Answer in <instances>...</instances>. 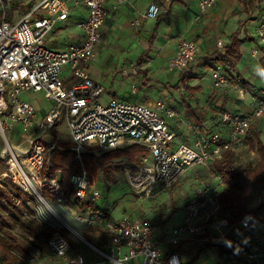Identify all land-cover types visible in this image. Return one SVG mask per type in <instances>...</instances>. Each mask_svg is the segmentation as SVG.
<instances>
[{
  "label": "built area",
  "instance_id": "built-area-1",
  "mask_svg": "<svg viewBox=\"0 0 264 264\" xmlns=\"http://www.w3.org/2000/svg\"><path fill=\"white\" fill-rule=\"evenodd\" d=\"M17 1L0 0V158L3 160L0 188L8 192L10 184L22 191L21 196L8 192V202L22 209L24 214L30 209L27 221L39 230L43 226L52 230L43 246L38 245L37 239L24 238L11 230L25 245L22 252H12L18 260L24 264H186L181 258V245L191 243L193 248L208 245L217 250V244H230L229 251L219 254L222 261L226 258L232 264H264V225L251 223L249 216H245L230 232L231 226L226 228L224 220L218 219L217 193L225 184L213 170V163H218L223 153L237 154L245 146L249 127L264 115V97L246 113L220 110L218 121L226 137L220 128L196 135L191 126L179 125L178 132L191 133L193 141L191 146L180 144L174 148L176 134L166 121V118L178 119L173 108L161 100L152 106L120 99L102 103L99 97L104 92L103 87L88 77L86 67L94 58L101 39L106 0H82L88 15L77 24L82 31L81 38L62 50L47 47L45 40L56 23L66 19L68 0H36L25 14L12 22L5 18V10ZM216 1L195 0L199 15ZM162 12L158 4L152 2L140 17L156 19ZM254 37L257 46L251 48L248 59L258 64V50L264 49V10L257 18ZM196 52L194 41L184 34H176V49L168 61V70L186 73ZM65 68L74 79L69 87L64 86L61 78ZM208 70L215 87L229 84L231 78L221 66H210ZM131 72L136 73L135 66ZM24 91L41 92L52 104L36 128L33 106L20 99ZM239 95L243 97L242 93ZM60 121L66 126V135L72 143L70 149L79 161L87 145L103 151L131 145L142 149L135 161L123 166L121 173L134 194L149 195L156 187L167 190L187 170L201 167H211L209 177L217 178L218 182L211 185L197 174L194 193L183 205L180 220L173 218V212H163L155 219L126 216L111 219L88 206L98 198L99 191L84 168L69 179L73 190L70 201H65L59 179L42 174L44 160L55 146L32 135L38 130L50 131ZM15 125L31 130L21 142L26 148L11 144L8 138ZM4 203L7 205L6 201ZM64 229L101 259L88 260L74 249L62 234ZM88 229L93 230L98 244L84 238ZM193 261L195 264H222V261H199L193 257L187 260Z\"/></svg>",
  "mask_w": 264,
  "mask_h": 264
},
{
  "label": "crops",
  "instance_id": "crops-1",
  "mask_svg": "<svg viewBox=\"0 0 264 264\" xmlns=\"http://www.w3.org/2000/svg\"><path fill=\"white\" fill-rule=\"evenodd\" d=\"M152 2L158 4L163 12L156 19L141 18L140 14ZM260 4L262 8L259 10L262 11L264 0H217L210 9L199 15L195 0H129L120 3L116 0H106L104 4L106 18L101 28V39L95 49L94 58L101 57L102 69L113 73L110 90L107 91L100 82L88 75L93 83L104 89L106 95L102 97L104 92L102 93L99 97L100 102L108 103L112 99H120L152 106L156 101H163L167 107L173 108L178 113V119L166 118L170 130L176 134L173 142L174 148L184 144V142L177 143L180 139L191 138L190 140L193 141L191 133L186 131L180 134L178 132L179 125H189L196 135H204L220 128L218 123L220 110L234 113H246L253 110L261 93L264 95V86H258L255 83L256 80L264 83V49L259 48L258 50V64L247 59L251 48L257 46L252 34L254 35V28L260 14V11L254 8ZM66 5L68 9L66 19L57 22L46 36L45 44L53 50H62L68 44L77 42L82 35L77 24L84 21L88 15L82 0H68ZM135 19L138 21L134 23ZM245 19H250L245 23L246 25H244ZM178 33L184 34L187 39L196 43L197 52L190 68L193 69L192 74L199 73L200 77H191L192 74L187 75L168 70V61L175 53L176 34ZM233 42L238 48L239 56L235 61V69L231 70L221 66L231 78L229 84L222 89L223 92L211 90L210 93H206L207 88L203 87V81L206 80L203 69L217 65L218 63L213 60L214 55L225 54ZM157 64L160 67H157ZM165 65L169 75L166 79L159 75L157 82L160 85H152L151 76ZM133 66L136 68V73L131 72ZM88 68L89 63L86 67L87 74ZM61 78L66 87L74 82L67 68L62 71ZM233 83L235 88H239L238 94L242 93V98L237 97V90L234 91V87H231ZM240 85L249 89L246 91V99H244L245 89H241ZM164 88L180 93V97L176 96V98L181 99V103L177 104L176 98L165 95ZM198 95L201 96L200 102L197 100ZM48 103L50 106L47 110H42L39 117L30 103L36 113L35 124L38 121L40 123L51 108V102L48 101ZM251 126L256 132L261 133V141L264 144V115L256 118ZM219 130L226 137L224 128ZM47 134L50 138L44 140ZM43 136L39 138L48 143L54 140L51 131L43 132ZM192 141L185 145L191 146ZM247 154L255 155V163L257 162L259 156L250 147L245 137V146L234 155L237 159ZM257 224L264 225V223ZM181 247V258L186 261V264H195L196 261L187 262L188 258L199 259L201 253H206L208 261L219 263L222 261L219 255L221 253L215 247L193 248L191 243L181 245ZM199 249L200 253L197 255ZM221 263L232 264L226 258Z\"/></svg>",
  "mask_w": 264,
  "mask_h": 264
},
{
  "label": "rangeland",
  "instance_id": "rangeland-1",
  "mask_svg": "<svg viewBox=\"0 0 264 264\" xmlns=\"http://www.w3.org/2000/svg\"><path fill=\"white\" fill-rule=\"evenodd\" d=\"M19 3V7H17L14 10H11V8H7L5 10V18L10 21H15L19 17H21L23 14H25L30 8L28 5L32 6L33 3L36 2V0H19L17 1ZM19 8V9H18ZM262 8V4L254 8L255 10H259ZM254 10V11H255ZM257 10V11H258ZM111 12V10L109 9ZM260 11V10H259ZM253 12V11H252ZM1 13V10H0ZM252 15V14H250ZM250 19H245L244 25L247 21ZM250 28V27H249ZM248 28V29H249ZM246 29V30H248ZM250 34V33H249ZM252 36H254L252 34ZM249 55V54H248ZM247 55V59H248ZM101 57H95L92 61L89 62V68H88V75L90 78L97 80L98 82L103 85V87L109 91L111 88V79H112V72L109 71H104L102 69V60L100 59ZM246 60V58H245ZM249 60V59H248ZM157 67H160L159 64L156 65ZM163 68L158 70L155 74H153L152 77V85L159 86L157 81H159L158 76H162V78L166 79V77L169 75L166 65L162 66ZM193 69L189 68L186 70V74L190 75L192 74ZM204 77L206 80L203 81V87L207 88L206 93H210L211 90L217 91L220 90L221 92L224 87H215L211 80H210V72L209 70L203 69ZM192 76H201L199 73L198 74H192ZM189 76V77H190ZM188 77V79H189ZM157 78V80H156ZM207 78H209L207 80ZM163 81V80H162ZM246 82V81H245ZM258 86H264V83L261 82L260 80H256L255 82ZM240 84V83H239ZM232 88L234 87V91L237 90L236 94L237 97L240 95L239 93V88H235V84L233 83ZM241 89H245L244 91V99H246V94L249 89L245 88L243 85H240ZM159 88V87H157ZM163 93L169 97H172L175 99L176 96L180 97V93L174 92L171 89H163ZM222 94V93H221ZM105 92L102 97H105ZM259 96V95H258ZM198 101H201V96L198 95ZM257 97V96H253ZM264 97V95H260V98L256 100L255 104L258 103V101ZM240 98V97H239ZM20 99L27 101L31 103L37 114L38 117L41 116V111L42 110H47V108L50 106V103L44 98L43 94L41 92H33V91H24L21 93ZM178 103H181V99L178 100L176 98ZM242 99V100H244ZM176 104V103H175ZM181 107V106H179ZM40 119V118H38ZM219 123V121H218ZM39 126V121L35 124V128ZM66 126H64L63 122H59L56 127L52 130L54 140L51 141L50 145L55 146V150H65L67 148H71L72 143L70 142L69 137L66 135ZM208 128V127H207ZM26 134H31V130H24L20 125H15L12 130L8 133V138L11 142V144H20V147L26 148V144L21 143L23 140V136ZM44 137L43 136V131H39L36 134H33L32 137L34 139L39 138V137ZM41 138V139H42ZM50 138V135L47 134L43 139L48 140ZM42 139V140H43ZM191 138L187 140H178L177 143L180 144L181 142H184V144L188 143L190 144L192 140ZM56 147H60L61 149H57ZM0 149H1V144H0ZM122 152L114 153L110 156L107 157L106 159V166L104 168V173H94V172H89L87 169H84L89 173L90 175V180L92 185L94 186L95 189L99 191V196L96 199H93L91 203L95 205L96 207L100 208L102 210V214L105 216H108L109 218H120V217H131V218H139V217H146L149 219H155L158 216H160L163 212H168L172 213L173 212V218L178 219V216L180 215L181 209L185 202L193 195L194 189H195V183H194V178L198 174L200 177L206 178V181L209 184H216L218 182V179L215 177H209L211 174V167H201L197 169H189L186 171L184 175L181 176V178L169 189L167 190H161L158 187L156 189L152 190V192L149 195H137L132 193V190L126 183L125 178L122 176V168L127 162H132L135 161L136 158L139 156H134L131 158L128 156L130 152H128V146L126 147H121ZM126 151L127 153H125ZM103 150H100L98 148H95L94 145H87L86 146V151L84 153L88 154H94L96 156H101ZM80 162V161H79ZM236 164L238 167L245 166V165H253L255 164V155H250L247 154L244 157L237 158L236 159ZM106 172V173H105ZM109 177L108 179H105ZM223 183V181H222ZM24 198V196H23ZM262 203L264 204V191L260 194V196L257 194L252 195V200H251V205L252 206H257V204ZM79 207V206H78ZM81 207L78 209L80 210ZM256 208V207H255ZM254 209V208H253ZM228 216L229 214L227 212L220 213L218 216V219L223 220L224 217ZM250 218V217H249ZM262 220H264V208L262 210L261 216ZM62 234L70 241L74 249H78L84 257H86L88 260H93V261H98L101 259V257L92 252L90 248L71 237V235L66 231L65 229L62 230ZM84 238L94 244H98L95 241V238L93 236V230L88 229L84 232ZM40 242V241H39ZM45 242V241H44ZM44 243L38 244L39 246H43ZM205 247H209L208 245ZM44 248V247H43ZM204 251V249H203ZM20 256H22L20 254ZM203 259H208L206 257V253H201L199 256V261ZM0 264H9V262H4L0 260ZM15 264H24L23 261H19V263Z\"/></svg>",
  "mask_w": 264,
  "mask_h": 264
},
{
  "label": "trees",
  "instance_id": "trees-1",
  "mask_svg": "<svg viewBox=\"0 0 264 264\" xmlns=\"http://www.w3.org/2000/svg\"><path fill=\"white\" fill-rule=\"evenodd\" d=\"M17 7H19V3L13 2L11 10ZM28 7L30 8V5ZM238 58V48L233 42L227 48L225 54H215L213 60L219 66H225L228 69L234 70L235 61ZM260 136L261 133L256 132L254 127H249L246 140L259 156L254 165L238 167L235 155L230 152L223 153L221 160L218 163H213V170L221 177L225 184V188L217 193V200L220 213L225 214L227 212L229 214V217L226 216L223 220L226 228L231 226L230 232L236 229L238 222L245 216L250 217L251 223H264V220L260 218L264 204L259 203L257 206L250 204L253 194L260 196L264 191V144ZM128 148V152H130L128 156L131 158L142 153V149L137 146L131 145ZM122 150L121 148H117L115 150L103 151L101 156L83 153L79 162L75 157V153L70 148L65 150H55L53 148L44 160L42 174L49 178L59 177L64 199L65 201H70L73 196V190L69 179L72 175L81 173V164L89 172H94L95 174L102 173L107 164V157L114 153H123ZM124 152L127 153L126 151ZM0 164H3L1 158ZM108 178L106 176L105 179ZM7 188L8 192L11 191L17 196H21L22 194V191L15 189L10 184L7 185ZM8 192L0 188V260L9 262V264H15L19 263V260L12 252H22L25 245L11 234V230H16L24 238L31 236L41 243H44L51 235L52 230L47 226H43L39 230L35 225L29 223L27 218L31 210L27 209V213L24 214L22 209L14 207L12 203L8 202ZM4 201L7 202V205ZM75 203L78 204V201L76 200ZM88 206L92 211L102 213V210L92 203H89ZM217 245L219 247L218 251L221 254L229 251L230 244ZM199 253L200 250L197 252V255Z\"/></svg>",
  "mask_w": 264,
  "mask_h": 264
}]
</instances>
